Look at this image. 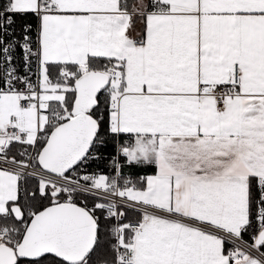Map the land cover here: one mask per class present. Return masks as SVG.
<instances>
[{"label":"snow or ice","instance_id":"obj_1","mask_svg":"<svg viewBox=\"0 0 264 264\" xmlns=\"http://www.w3.org/2000/svg\"><path fill=\"white\" fill-rule=\"evenodd\" d=\"M0 264H264V0H0Z\"/></svg>","mask_w":264,"mask_h":264}]
</instances>
